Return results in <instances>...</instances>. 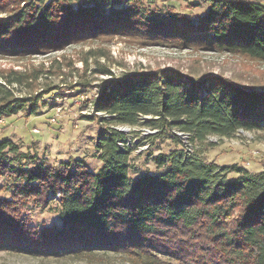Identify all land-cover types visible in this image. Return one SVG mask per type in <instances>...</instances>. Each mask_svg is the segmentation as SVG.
<instances>
[{
	"label": "trees",
	"instance_id": "obj_1",
	"mask_svg": "<svg viewBox=\"0 0 264 264\" xmlns=\"http://www.w3.org/2000/svg\"><path fill=\"white\" fill-rule=\"evenodd\" d=\"M106 2L0 0L2 56L25 58L72 44L101 43L80 58L83 73L73 86H97L93 109L109 119L96 143L102 160L96 171L82 158L58 168L32 163L34 156L18 141L0 138V177H15L12 196H0V248L75 255L111 249L155 264H264V168L251 171L205 156L211 134L231 137L253 130L264 139V88H245L221 76L196 80L173 69L117 77L101 60L109 54L103 44L125 37L141 46L215 51L264 62V3L207 0L195 23L179 12L155 14L142 2L120 8ZM73 64L63 57L49 67L62 70ZM51 72L46 67L0 68V118L31 115L36 99L60 85L47 77L40 94L29 95H18L11 86ZM101 76L111 77L96 82ZM144 117V124L156 130L151 135L171 139L174 147L156 155L158 172L134 177L135 145L121 146L128 133L118 126L139 124ZM29 198L40 206L58 200L61 224L37 229L26 223L18 204Z\"/></svg>",
	"mask_w": 264,
	"mask_h": 264
},
{
	"label": "rangeland",
	"instance_id": "obj_2",
	"mask_svg": "<svg viewBox=\"0 0 264 264\" xmlns=\"http://www.w3.org/2000/svg\"><path fill=\"white\" fill-rule=\"evenodd\" d=\"M104 5H107L103 0ZM115 7H126L142 2L155 14L179 12L188 15L192 21L198 22L208 7L207 0H112ZM76 4V3H75ZM2 14H0L1 16ZM103 49L109 53L102 56V62L111 65L114 76L120 77L126 72L152 71L158 69H173L184 75L199 79L221 76L231 79L245 88H264V62L251 60L230 53L215 51L193 50L189 48L167 47L161 45L141 46L125 37H115ZM101 46V43L86 42L72 44L63 50L51 53H36L25 58L0 55V68L6 70L51 69L47 76L41 73L33 82L13 84L18 95L39 93L47 77L60 88L52 93H46L36 99L33 112L27 116L23 112L0 118V138H12L18 141L25 151L31 153L32 163H42L56 168L64 161L84 159L91 170H98L102 160L98 157L96 143L101 130L109 125L107 114H95L91 99L99 89L93 85L82 89L73 86L75 79L83 73L81 57L91 48ZM66 58L74 64L60 70L57 66L49 67L51 62ZM44 65V66H43ZM8 73V72H7ZM101 76L96 82H101ZM0 81H4L0 76ZM74 87V88H72ZM92 115L93 117H90ZM146 117L136 125H120L126 128L128 136L125 143L135 145L131 152V175L137 177L143 173H155L157 167L155 157L160 152H168L174 147L171 139L164 136H152L155 132L144 124ZM183 139L186 134L179 132ZM140 141H144L140 144ZM207 141L213 144L206 146L205 156L220 164L237 162L241 166L258 171L264 168V139L258 132L242 130L231 137L209 135ZM230 173L229 176H235ZM15 177L6 175L0 177V196L11 197V187ZM57 201L53 200L47 206L37 205L33 198L21 199L19 210L23 219L31 227L41 229L44 226L61 224ZM164 261H170L162 257ZM175 262V261H174ZM0 264H155L146 258H135L126 253L111 249H96L91 254L75 255L72 253L49 254L28 253L0 248ZM163 264V263H159ZM175 264H177L175 262Z\"/></svg>",
	"mask_w": 264,
	"mask_h": 264
},
{
	"label": "water",
	"instance_id": "obj_3",
	"mask_svg": "<svg viewBox=\"0 0 264 264\" xmlns=\"http://www.w3.org/2000/svg\"><path fill=\"white\" fill-rule=\"evenodd\" d=\"M120 129H122V130H126V128H120Z\"/></svg>",
	"mask_w": 264,
	"mask_h": 264
},
{
	"label": "crops",
	"instance_id": "obj_4",
	"mask_svg": "<svg viewBox=\"0 0 264 264\" xmlns=\"http://www.w3.org/2000/svg\"><path fill=\"white\" fill-rule=\"evenodd\" d=\"M262 3H264V0H260Z\"/></svg>",
	"mask_w": 264,
	"mask_h": 264
},
{
	"label": "built area",
	"instance_id": "obj_5",
	"mask_svg": "<svg viewBox=\"0 0 264 264\" xmlns=\"http://www.w3.org/2000/svg\"><path fill=\"white\" fill-rule=\"evenodd\" d=\"M239 131H242V130H239ZM244 131V130H243ZM121 143V142H120Z\"/></svg>",
	"mask_w": 264,
	"mask_h": 264
}]
</instances>
